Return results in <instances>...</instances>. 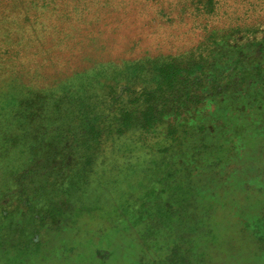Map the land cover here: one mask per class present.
Masks as SVG:
<instances>
[{
	"label": "rangeland",
	"instance_id": "rangeland-1",
	"mask_svg": "<svg viewBox=\"0 0 264 264\" xmlns=\"http://www.w3.org/2000/svg\"><path fill=\"white\" fill-rule=\"evenodd\" d=\"M212 1L0 0L3 174L38 160L22 143L34 112L66 162H95L80 190L75 166L68 195L52 187L75 221L40 250L47 264H264V0ZM231 27L249 54L196 63ZM39 228L19 241L57 227Z\"/></svg>",
	"mask_w": 264,
	"mask_h": 264
},
{
	"label": "trees",
	"instance_id": "trees-1",
	"mask_svg": "<svg viewBox=\"0 0 264 264\" xmlns=\"http://www.w3.org/2000/svg\"><path fill=\"white\" fill-rule=\"evenodd\" d=\"M71 1L73 2L74 0ZM212 2L213 5L209 8V13H213L216 9V3H214V0ZM240 31L241 27L211 30L207 36L208 40L206 43H208L213 51L207 52L205 51V47L204 51L200 52L198 56L199 61H196V63L200 61L201 63H206L210 59L215 60L218 53L224 50L219 62H223L224 56V61L231 63L229 51L232 54L237 50L241 54H249L246 53L249 49H245V45L242 44V39H237L235 42L231 40L234 32ZM249 31V33L255 32L254 28L249 29ZM260 40L254 43L257 51L264 50V36ZM200 66L202 67L203 65L200 64ZM213 95H216V93H213ZM182 102L183 108L186 109L187 105L185 101L180 100L175 103L179 106L178 104L182 105ZM44 114L45 112H34L29 116V120L31 121L33 119L34 125H37L39 132L37 136L29 137L27 141L22 142L26 147H30V151H35L36 154L37 152L39 153L38 160L32 159L34 162H30L28 165V163L16 162L18 160L16 158L13 164L7 166L6 173L4 174L3 172L5 170L0 165V264H47L46 260L43 259V255L40 254V250L51 244H54L55 247L59 245L60 242H57L54 236L60 232H64L75 221L73 212L62 213L58 210L57 206L59 207V204H57V201L54 202L57 194L53 195L52 187L57 186L55 189L53 188L55 191L59 186L64 188L63 191L69 193L71 191L67 187V184L71 180L69 171L74 166L79 169L77 173L78 180L74 183L78 190L81 189L84 183L89 181L85 177L86 174L91 176L92 172L94 173L92 166L95 165V162L91 159L90 155H87L83 160H77L73 165L70 162H66V159L68 161L70 157L69 155L66 156V152L61 148V145H64V140L62 138L60 139L55 133L53 122L49 119L48 115L44 116ZM123 128L125 127H120V130L117 131L118 134H122L125 131ZM100 137V134L96 136L95 144L99 142ZM90 148L92 147L90 146ZM20 175L25 178L23 181L19 180L18 176ZM19 192H25L22 199L20 198L21 195ZM73 192L74 190L70 196L73 195ZM18 194L20 196L14 198ZM21 201H23V204H21ZM51 212L56 217L50 216ZM40 226L57 228L55 232L51 233V238L47 241L41 238L35 239L36 237L31 238V241L26 244L19 241V238H21L20 235L25 234L26 231L34 232V235L38 236ZM65 233L63 234L65 235ZM63 234L62 237L64 236ZM32 243H34L35 249H38V253L42 256L40 260L38 259L34 263L29 260L25 261L26 257L23 259L24 253L26 252L27 254L31 250Z\"/></svg>",
	"mask_w": 264,
	"mask_h": 264
}]
</instances>
